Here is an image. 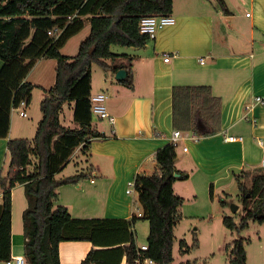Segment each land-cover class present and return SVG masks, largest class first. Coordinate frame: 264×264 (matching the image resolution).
I'll return each instance as SVG.
<instances>
[{
    "label": "trees",
    "instance_id": "trees-1",
    "mask_svg": "<svg viewBox=\"0 0 264 264\" xmlns=\"http://www.w3.org/2000/svg\"><path fill=\"white\" fill-rule=\"evenodd\" d=\"M228 11L226 0H217ZM174 0H0V137H7L14 107L29 105L35 83L26 79L38 59L55 58L56 81L46 89L41 100L42 117L35 135L8 140L9 167L0 174V261L12 258L13 188L24 185L28 205L23 211L27 264H62L60 243L64 240H89L94 245L82 264H137L138 245L131 218H76L67 206L56 204L57 189L88 177L79 172L58 177L70 161L75 149H89L92 139L102 134L93 125L92 66L104 69L123 54L113 45L144 46L149 34L140 30L144 14L172 13ZM90 21L88 35L80 42L75 55L61 48ZM51 31V32H50ZM128 67L115 64L118 70ZM121 82L133 83L131 68ZM173 124L175 128L192 130L197 135H210L222 128V100L209 84H176L173 86ZM73 108L77 126L62 121L65 104ZM157 168L152 173L140 171L135 176V189L143 206L141 218L149 220L148 250L145 254L158 264H173L175 227L182 219L185 198L176 193L174 182L187 179L189 172L176 165L177 149L172 143L155 153ZM245 172L236 175L241 213L225 214L223 221L231 229L241 231L250 221L264 223V171H255L248 184ZM213 188H211V194ZM227 194L221 204L227 205ZM183 253L199 246L197 234L190 245L179 241ZM247 239L236 237L227 243L229 264H248ZM186 264H198L187 260Z\"/></svg>",
    "mask_w": 264,
    "mask_h": 264
},
{
    "label": "crops",
    "instance_id": "crops-1",
    "mask_svg": "<svg viewBox=\"0 0 264 264\" xmlns=\"http://www.w3.org/2000/svg\"><path fill=\"white\" fill-rule=\"evenodd\" d=\"M226 3L228 11H224L217 0H174V24L162 27L144 46H125L126 49L117 52L123 56L114 62L108 61L110 68L99 87L95 86L92 75V94H107L110 116L93 115L92 123L102 135L92 139L89 149L83 150L82 144L78 146L65 168L57 174L63 177L89 172L88 177L60 186L56 204L67 206L76 218L137 216L140 219L143 206L138 205L136 189L127 193L128 181L140 171L154 172L157 149L169 143L168 135L172 130L180 129L173 124V86L209 84L222 100V128L214 134L201 136L181 129L197 138L186 137L176 148V165L187 170L189 177L176 180L174 189L176 191L177 184L189 187L197 200L200 187L209 186L210 191L213 188V195L218 187H223L221 197L230 196L222 215L229 213L230 203L235 201L232 192L225 188L227 183L236 180L238 186L236 175L244 172V180L248 183L255 171H264V103L255 99L257 95L264 96V0H226ZM167 55L169 60L165 59ZM44 58L37 60L26 77L37 85L27 105L30 112L23 104L14 107L9 135L0 137V174L9 167L8 140L35 135L42 117V111L35 109L33 113L37 102L35 90H43L41 103L46 89L56 81L55 77L50 86H44L31 80ZM120 62L129 65V68L121 67L127 70V75L131 68V86L116 78L117 70L113 66ZM20 110L28 115H21ZM68 110L66 125L77 126L73 108L69 106ZM64 115L65 107L62 118ZM26 118H30L31 123ZM229 135L242 138L226 140ZM184 145H188V150H183ZM21 189L25 195L22 183L12 190V257L25 253L23 211L28 202L23 201L20 212L15 211V193ZM180 192L176 191L185 198L184 192ZM238 200L236 212L241 209ZM137 222L135 239L140 245ZM93 247L102 246L89 240H64L60 243L61 263L82 264V259ZM126 262L124 256L119 264ZM0 264L9 263L0 261Z\"/></svg>",
    "mask_w": 264,
    "mask_h": 264
},
{
    "label": "rangeland",
    "instance_id": "rangeland-1",
    "mask_svg": "<svg viewBox=\"0 0 264 264\" xmlns=\"http://www.w3.org/2000/svg\"><path fill=\"white\" fill-rule=\"evenodd\" d=\"M91 28L90 21H86L84 28L74 36H72L66 44L61 48L62 53L67 55H75L79 50L80 42L88 35ZM126 49L125 46L113 45L112 50L114 52H120ZM111 59H108L110 61ZM112 61V60H111ZM56 64L55 58H44L43 63L32 73L31 80L41 82L44 86H50L52 79L56 77ZM3 65V60H0V67ZM106 69L100 64L94 62L92 66V75L96 87H99L104 80ZM36 103L33 108L41 111L40 99L42 91L40 89L35 90ZM107 101V99H106ZM30 112V107L27 105L23 106ZM69 104H65V115L62 118L64 124H68L67 117L69 115L68 110ZM32 113V112H31ZM16 115L18 111H16ZM28 123H31L30 118H26ZM18 123L19 120H18ZM30 126V124H29ZM16 134V133H14ZM35 134V133H34ZM16 136V135H15ZM30 136V135H29ZM33 136V135H32ZM31 138V137H29ZM69 169V168H68ZM67 169V170H68ZM6 172V169L5 171ZM184 184L185 182H179ZM250 183V181H248ZM226 190L232 192L234 203L237 202L239 191L236 180L228 182ZM199 188V187H198ZM224 188V189H225ZM223 187H218L217 193L211 194L210 188L200 187L198 189V197L192 196L191 188L184 186H176V191L181 193L184 192L185 201L181 207L182 219L176 225L174 233V261L173 264H186L187 260H197L198 264H229L228 252L226 250L227 243L231 242L236 237H244L247 239V254L248 264H264V223H258L251 220L250 225L241 231L231 229L225 225L223 221L222 210L227 205L221 204V194ZM139 199V198H138ZM26 201L23 190H17L15 193V211L20 212L21 203ZM196 201V204L194 203ZM240 201V199L238 200ZM141 201L138 200V205ZM233 203V202H232ZM237 204V203H236ZM241 207V206H240ZM228 208V215H235L236 212L231 213ZM238 211L241 213V209ZM236 220L239 221L240 216H235ZM197 234L199 240V246L191 248L188 252L183 253L180 249L179 241L184 238L187 242L192 245L194 242V235ZM136 234L139 243H145L149 234V220L140 218L136 224Z\"/></svg>",
    "mask_w": 264,
    "mask_h": 264
},
{
    "label": "built area",
    "instance_id": "built-area-1",
    "mask_svg": "<svg viewBox=\"0 0 264 264\" xmlns=\"http://www.w3.org/2000/svg\"><path fill=\"white\" fill-rule=\"evenodd\" d=\"M176 22V18L172 13L168 14H157L150 13L144 14L140 20V30L143 33L149 34L150 38H155L158 34V31L167 25L174 24ZM51 32V31H50ZM169 55L165 57L166 60H169ZM107 94L104 92H99L91 95V110L93 115H98L100 117H109L110 113L108 111V107L106 104ZM258 103H264V96L257 95L255 97ZM20 114L27 116L28 113L25 110H20ZM253 120H256L253 118ZM191 132L184 131L181 129H174L168 135L169 143H172L176 148L180 145L181 140L186 137L197 138L195 134H190ZM241 136L229 135L225 137L226 140H237L241 139ZM183 150H188V145L183 146ZM135 178L128 181L127 193H132L135 190ZM148 250L147 242L138 245V252L136 263L137 264H158L156 259L151 256L145 254V251ZM9 264H27L26 259L23 255H16L7 261Z\"/></svg>",
    "mask_w": 264,
    "mask_h": 264
},
{
    "label": "water",
    "instance_id": "water-1",
    "mask_svg": "<svg viewBox=\"0 0 264 264\" xmlns=\"http://www.w3.org/2000/svg\"><path fill=\"white\" fill-rule=\"evenodd\" d=\"M127 76V70L125 68H120L116 72V78L117 79H125ZM238 208V204L236 203H231V209L232 211L236 212Z\"/></svg>",
    "mask_w": 264,
    "mask_h": 264
}]
</instances>
